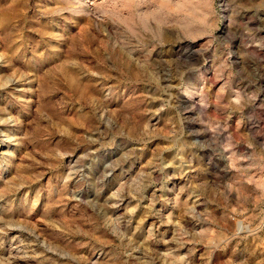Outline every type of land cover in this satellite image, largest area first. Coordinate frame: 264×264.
I'll return each mask as SVG.
<instances>
[{"label": "rangeland", "instance_id": "1", "mask_svg": "<svg viewBox=\"0 0 264 264\" xmlns=\"http://www.w3.org/2000/svg\"><path fill=\"white\" fill-rule=\"evenodd\" d=\"M79 1L0 0V262L264 264V0Z\"/></svg>", "mask_w": 264, "mask_h": 264}, {"label": "bare ground", "instance_id": "2", "mask_svg": "<svg viewBox=\"0 0 264 264\" xmlns=\"http://www.w3.org/2000/svg\"><path fill=\"white\" fill-rule=\"evenodd\" d=\"M90 1H91V0H81V1H79L78 3H79V4H81V3H82V4H88ZM134 1H135V0H134ZM134 1H133V2H134ZM136 1H137V0H136ZM224 2H225V1H224ZM90 3H91V2H90ZM135 4H136V3H135ZM93 5H94V4H93ZM83 6H86V5H82V7H83ZM68 7H69V6H68ZM95 8H96V7H95ZM86 9H87V8H86ZM75 10H76V8H75ZM104 12H105V11H104ZM5 14H6V13H5ZM105 14H106V13H105ZM94 15H95V14H94ZM101 16H102V15H101ZM3 17H4V16H3ZM28 90H29V89H28ZM26 93H27V92H26ZM6 162H7V161H6ZM35 198H36V197H35ZM35 200H36V199H35ZM88 201H89V200H88ZM2 206H3V205H2ZM2 208H3V207H2ZM4 208H5V207H4ZM11 209H14V208H11ZM1 211H2V210H1ZM1 211H0V214H1ZM4 211H5V210H3L2 214L4 213ZM5 213H6V212H5ZM3 215H4V214H3ZM15 215H16V214H15ZM15 215H14V216H15ZM4 216H5V215H4ZM4 216H3V217H4ZM1 217H2V216H1ZM3 217H2V218H3ZM5 217H6V216H5ZM2 218H0V220H1ZM6 218H7V217H6ZM3 219H4V218H3ZM11 219H12V218H11ZM11 219H10V220H11ZM10 220H9V221H10ZM12 220H13V219H12ZM12 220H11V221H12ZM13 221H14V220H13ZM0 222H1V221H0ZM13 223H14V222H13ZM2 224H3V222H2ZM11 224H12V223H11ZM10 226H11V225H10ZM13 228H14V227H13ZM10 231H11V230H10ZM16 234H17V232H16ZM6 236H7V235H5V237H6ZM13 236H14V235H13ZM13 236H12V239H11L10 241L7 240V239H6V240L9 241L10 243H12V244H10V245L8 246V248H7L8 251H9V253H10L9 255H14V256H15L16 254H19L21 251H20V249H19L16 245L14 246V243H13V242L15 241V238H16V237L14 238ZM2 237H4V236H2ZM2 237H0V243H2V242L4 243ZM9 239H10V238H9ZM16 239H17V238H16ZM18 240L20 241V239H17V241H18ZM7 241H6V242H7ZM19 241H18V242H19ZM47 242H48V241H47ZM2 245H3V244H2ZM55 245H56V244H55ZM0 246H1V244H0ZM19 247H20V246H19ZM29 247H30V246H28V248H29ZM0 248H1V247H0ZM3 248H4V247H3ZM1 249H2V248H1ZM7 249H6V251H7ZM2 250H3V249H2ZM2 250H1V251H2ZM21 250H22V249H21ZM30 251H31V250H30ZM30 251H29V252H30ZM0 253H1V252H0ZM59 253H60V252H59ZM34 255H35V254H34ZM0 256H1V255H0ZM3 256L5 257V255H3ZM17 256H18V255H17ZM53 256H54V255H53ZM53 256H52V258H53ZM62 256H64V254H63ZM9 257H10V256H9ZM39 257H40V256H39ZM39 257H38V258H39ZM42 257H44V256H42ZM54 257H55V256H54ZM56 258H58V257H56ZM48 259H49V258H48ZM58 259H59V258H58ZM58 259H57V261H58ZM60 259H62L63 261L66 260L65 257H61ZM9 260H10V258H9ZM13 260H15V259L13 258ZM41 260H42V259H41ZM18 261H19V259H18ZM18 261H17V262H15V261H13V262H11V261L0 262V264H18V263H19ZM39 262H40V261H39ZM21 263H22V262H21ZM40 263H44V262H40ZM25 264H28V263L26 262Z\"/></svg>", "mask_w": 264, "mask_h": 264}, {"label": "built area", "instance_id": "3", "mask_svg": "<svg viewBox=\"0 0 264 264\" xmlns=\"http://www.w3.org/2000/svg\"><path fill=\"white\" fill-rule=\"evenodd\" d=\"M213 264H228V263H213Z\"/></svg>", "mask_w": 264, "mask_h": 264}]
</instances>
